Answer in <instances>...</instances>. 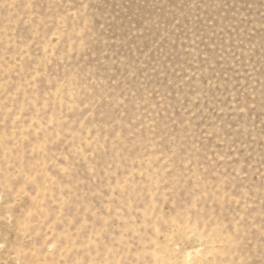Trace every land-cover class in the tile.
<instances>
[{
  "label": "rangeland",
  "instance_id": "obj_1",
  "mask_svg": "<svg viewBox=\"0 0 264 264\" xmlns=\"http://www.w3.org/2000/svg\"><path fill=\"white\" fill-rule=\"evenodd\" d=\"M0 246V264H251L264 0H0Z\"/></svg>",
  "mask_w": 264,
  "mask_h": 264
},
{
  "label": "clouds",
  "instance_id": "obj_2",
  "mask_svg": "<svg viewBox=\"0 0 264 264\" xmlns=\"http://www.w3.org/2000/svg\"><path fill=\"white\" fill-rule=\"evenodd\" d=\"M182 7H186V5ZM251 264H264V251L257 250L255 253H253Z\"/></svg>",
  "mask_w": 264,
  "mask_h": 264
}]
</instances>
